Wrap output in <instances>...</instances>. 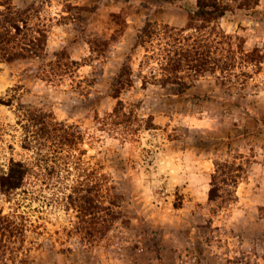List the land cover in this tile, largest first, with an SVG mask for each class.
I'll return each mask as SVG.
<instances>
[{"label":"rangeland","instance_id":"1","mask_svg":"<svg viewBox=\"0 0 264 264\" xmlns=\"http://www.w3.org/2000/svg\"><path fill=\"white\" fill-rule=\"evenodd\" d=\"M220 1L229 9L211 23L262 55L230 90L209 73L184 87L156 70L141 79L142 26L186 27L195 0H0V168L9 158L32 160L17 122L18 107L30 103L79 126V194L90 196L97 167L113 185L103 193L106 217L115 216L92 237L83 202V210L56 203L39 182L28 195L0 193V214L13 220L0 229V264H264V0L248 8ZM58 58L78 67L49 85L40 68ZM117 79L126 84L114 98ZM118 99L127 134L102 131L94 119ZM217 161L239 168L210 200Z\"/></svg>","mask_w":264,"mask_h":264},{"label":"trees","instance_id":"2","mask_svg":"<svg viewBox=\"0 0 264 264\" xmlns=\"http://www.w3.org/2000/svg\"><path fill=\"white\" fill-rule=\"evenodd\" d=\"M256 3L257 0H242L238 7L248 8ZM227 9V4L220 0H195V8L189 12L186 27L168 23H145L138 34V44L144 51L139 64L141 79L147 82L148 78H155L153 71L156 70L160 74L159 80L184 87L185 79L192 80L209 73L215 82L230 90L237 84L238 76H243L241 82L251 78L256 72L255 68L262 62L258 48L246 50L236 34L226 33L211 23ZM71 64L75 71L77 61H60L58 58L40 68L39 78L54 86L55 80H61L59 76H72V73L70 75L67 72ZM144 71L149 75L143 74ZM125 84L126 81L117 79L112 84V97L117 98L120 88ZM6 104L9 105L10 102ZM18 108H22L21 117L17 121L23 133L21 146L31 152L32 160L9 158L6 169L0 168V193L11 196L22 191L23 195H28L39 182L50 190L51 199L56 203L60 200L69 204L78 202L80 210L84 209L81 202L85 203L86 211L93 217L86 232L92 237L100 238L109 227L108 218L115 217L110 211L106 217L110 206L105 204L107 200L103 193L113 185L108 183L105 174L93 166L89 172L91 194L87 197L79 194L83 183L80 177L84 169L81 166L83 151L78 147L82 140L79 126L61 120L55 121L50 113L30 103L21 104ZM124 114L123 102L118 99L110 112H105L102 117L96 115L94 119L98 129L121 135L127 134V129L121 122L125 121L122 119ZM225 168L229 169L228 175L218 179L220 174L225 173ZM238 168L234 161L215 162L209 189L210 200L220 181L225 185L235 182V171ZM70 175L74 178H68ZM58 192H62V196L54 198L53 195ZM108 202L115 204L114 199ZM12 221L11 216L0 214V229L8 228Z\"/></svg>","mask_w":264,"mask_h":264}]
</instances>
